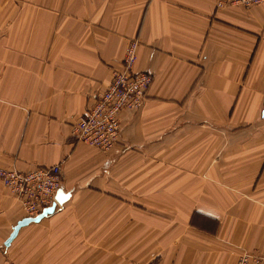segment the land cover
I'll return each instance as SVG.
<instances>
[{
  "label": "crops",
  "instance_id": "crops-1",
  "mask_svg": "<svg viewBox=\"0 0 264 264\" xmlns=\"http://www.w3.org/2000/svg\"><path fill=\"white\" fill-rule=\"evenodd\" d=\"M219 1L0 0V168L60 164L71 194L6 246L27 215L0 179V264H235L245 252L264 264V3ZM133 39L135 70L153 82L140 110L120 114L119 141L104 153L78 141L74 125ZM175 142L182 158L183 144H197L198 162L180 169L195 177L157 169L163 194L142 216L148 234L139 210L118 201L115 234L76 233L78 192L111 191L96 180L113 163L162 144L155 153L165 156Z\"/></svg>",
  "mask_w": 264,
  "mask_h": 264
},
{
  "label": "built area",
  "instance_id": "built-area-1",
  "mask_svg": "<svg viewBox=\"0 0 264 264\" xmlns=\"http://www.w3.org/2000/svg\"><path fill=\"white\" fill-rule=\"evenodd\" d=\"M264 0H220L219 5L258 6ZM139 41L130 40L123 62L113 72L112 80L106 90L96 94L89 109L74 125V136L89 146L104 153H110L120 138L123 111L140 110L146 101L153 82V75L146 71H136ZM0 179L4 186L23 206L27 217H35L43 209L56 201L62 188L60 164L38 166L28 171L0 168ZM262 257L245 252L235 264L260 262Z\"/></svg>",
  "mask_w": 264,
  "mask_h": 264
},
{
  "label": "rangeland",
  "instance_id": "rangeland-1",
  "mask_svg": "<svg viewBox=\"0 0 264 264\" xmlns=\"http://www.w3.org/2000/svg\"><path fill=\"white\" fill-rule=\"evenodd\" d=\"M177 133L179 132L177 131ZM179 145V142L173 143L171 153H167L165 156L162 155L163 153H155L157 151H164V145L162 144L150 149L146 155L127 156L123 160L113 163L112 172L108 174V177L98 178L96 180L98 182L97 184L99 182L112 184L113 187L109 192H78L76 198L81 202L76 207L78 211V215H76L74 220L76 233L104 234L103 232L111 227L109 229L113 230L111 234H115L114 220L112 222L110 220L113 218L114 212L119 209L116 208L117 205L115 203L118 201L124 211L131 210L132 208L139 210L141 216L140 234H148L147 222L142 221V216L147 213L153 214L154 211L159 210L156 206L151 207L148 205L152 202L153 196L161 198L160 195L163 194V179H159L163 177V174L158 173L159 171H163H157V169L172 167L175 172L180 173V169L185 170L190 168L191 163L195 164L198 162L196 158L197 149H195L197 144L195 142H186L183 144L188 149V151H185L183 158L179 156ZM202 145L210 144L199 143L198 147H202ZM208 149H205V151ZM211 155L209 152L208 157H211ZM184 172L183 174L180 173V175L184 177H195V174L191 173L190 170L187 173L186 171ZM181 176L179 174L177 175V177ZM149 180H151L150 182L152 184L147 187V183H150ZM139 182L140 184H146L144 185L145 188L140 187V189H137ZM83 200L85 202H82ZM106 212H108L107 215ZM133 229V224L128 222L124 225V234H131Z\"/></svg>",
  "mask_w": 264,
  "mask_h": 264
},
{
  "label": "water",
  "instance_id": "water-1",
  "mask_svg": "<svg viewBox=\"0 0 264 264\" xmlns=\"http://www.w3.org/2000/svg\"><path fill=\"white\" fill-rule=\"evenodd\" d=\"M70 193H66L64 192L63 188H61L56 196V201L49 207H46L45 209H43V211L38 214L35 217H25L23 219H21L13 228L12 233L10 234V236L8 237V239L5 242L6 246H9L11 244V242L15 239V237L18 235L19 230L23 227L26 226L30 223L33 222H39L41 221L44 217L52 214L55 211V208L57 206V204H63V200L66 198L65 195H69Z\"/></svg>",
  "mask_w": 264,
  "mask_h": 264
},
{
  "label": "bare ground",
  "instance_id": "bare-ground-1",
  "mask_svg": "<svg viewBox=\"0 0 264 264\" xmlns=\"http://www.w3.org/2000/svg\"><path fill=\"white\" fill-rule=\"evenodd\" d=\"M70 195L71 194H69V195H65L66 196V198L63 200V202L67 199V198H69L70 197Z\"/></svg>",
  "mask_w": 264,
  "mask_h": 264
}]
</instances>
